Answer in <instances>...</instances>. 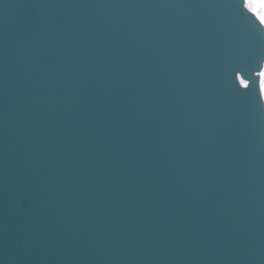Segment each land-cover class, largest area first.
<instances>
[{"label":"water","instance_id":"water-1","mask_svg":"<svg viewBox=\"0 0 264 264\" xmlns=\"http://www.w3.org/2000/svg\"><path fill=\"white\" fill-rule=\"evenodd\" d=\"M242 3L0 0L3 264H264Z\"/></svg>","mask_w":264,"mask_h":264},{"label":"snow or ice","instance_id":"snow-or-ice-1","mask_svg":"<svg viewBox=\"0 0 264 264\" xmlns=\"http://www.w3.org/2000/svg\"><path fill=\"white\" fill-rule=\"evenodd\" d=\"M242 8L247 14L245 22L250 30L264 37V0H243ZM257 63L258 70L251 71L252 79L246 78L245 72L249 71L247 65L233 69V79L238 86L236 92L239 98L250 106H256L258 99L259 107L264 112V54L257 57ZM0 264H3L2 260Z\"/></svg>","mask_w":264,"mask_h":264}]
</instances>
